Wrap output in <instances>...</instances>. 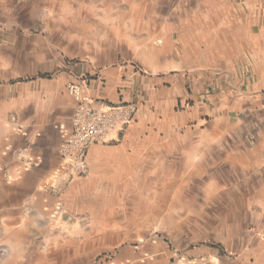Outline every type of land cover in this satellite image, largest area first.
<instances>
[{
	"label": "crops",
	"instance_id": "0c3cea01",
	"mask_svg": "<svg viewBox=\"0 0 264 264\" xmlns=\"http://www.w3.org/2000/svg\"><path fill=\"white\" fill-rule=\"evenodd\" d=\"M217 1L219 8L199 14L191 25L189 55L183 56L177 73L148 76L131 66L115 65L18 82L14 80L20 68L0 70L6 71L0 79L1 243L8 242L12 230L46 228L48 213L57 211V206L44 203L49 196L43 188L58 168V146L70 129L74 101L65 84L72 76L88 75L93 96L110 103L134 101L138 111L120 142L96 144L88 150L85 177L94 196L83 209L107 215L103 224L92 219L87 239L96 244V237L104 233L105 245L119 246L110 249V264H188V259L200 255L211 264H234L216 248L184 246L186 236L179 241L183 242L177 247L180 253L167 252L153 237H126L120 218L125 213L179 212L174 187L144 190L143 171L138 169L144 159L136 150L148 142L153 150H179L185 166L213 160L210 154L215 150L226 152L228 159L264 163V149L257 153L230 141L240 130L230 115L253 114L258 106L264 107V0ZM187 101L189 105L183 107ZM229 142L233 147L227 151ZM127 149L133 150L131 154ZM109 152L119 154L109 159ZM187 176L182 173L179 178ZM78 179H72L59 196L72 195L82 183ZM176 226L172 223V228Z\"/></svg>",
	"mask_w": 264,
	"mask_h": 264
},
{
	"label": "rangeland",
	"instance_id": "374dc122",
	"mask_svg": "<svg viewBox=\"0 0 264 264\" xmlns=\"http://www.w3.org/2000/svg\"><path fill=\"white\" fill-rule=\"evenodd\" d=\"M217 7V0H0V70L20 68L18 82L115 65L148 76L177 73L183 56L189 55L191 25L199 14ZM257 110L230 115L240 128L230 141L258 153L264 149V107ZM150 143L136 150L144 159L138 165L144 190L174 187L179 212L120 214L126 237H153L167 252L180 253L179 241L186 236L184 246L216 248L229 263L263 264L264 163L228 159L226 152L215 150L209 151L213 160L185 166L179 150H153ZM182 173L188 176L180 179ZM78 180L82 183L67 197L44 186L49 196L44 203L58 208L48 213L46 228L12 230L7 243H1L0 228V264H109L104 256L119 246L105 245L104 233L96 244L87 239L88 224L92 219L103 224L107 214L83 209L94 190L85 176Z\"/></svg>",
	"mask_w": 264,
	"mask_h": 264
},
{
	"label": "built area",
	"instance_id": "2783aa9c",
	"mask_svg": "<svg viewBox=\"0 0 264 264\" xmlns=\"http://www.w3.org/2000/svg\"><path fill=\"white\" fill-rule=\"evenodd\" d=\"M88 75L72 76L65 84V92L74 101L70 115L69 132L58 146L60 163L52 180L46 185L47 191L61 193L74 178L84 177L88 172L87 155L92 145L115 144L120 142L127 127L135 121L138 111L136 102L110 103L90 93ZM188 101L183 107L188 106ZM111 259L110 254L104 261ZM110 264V263H109ZM188 264H211L204 255L188 259Z\"/></svg>",
	"mask_w": 264,
	"mask_h": 264
}]
</instances>
